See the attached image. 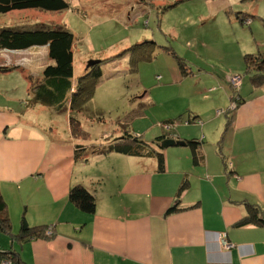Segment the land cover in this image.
Returning a JSON list of instances; mask_svg holds the SVG:
<instances>
[{"label":"crops","instance_id":"crops-1","mask_svg":"<svg viewBox=\"0 0 264 264\" xmlns=\"http://www.w3.org/2000/svg\"><path fill=\"white\" fill-rule=\"evenodd\" d=\"M228 5L229 0H221L217 9ZM175 49L185 58H202L198 46ZM43 82V76L34 81L29 96ZM221 86L227 95L229 88ZM239 90L242 101L236 107L218 101L208 110L187 109L171 130L161 127L152 140L140 134L164 154V170L156 156L101 154L89 148L87 137L64 140L53 137L55 131L48 132L46 124L45 130H34L33 121L25 126L22 114L29 110L18 113L0 107V193L10 218L8 192L24 180L32 182V194H45L44 201L52 207L42 210L41 219L30 220L24 211L18 230L12 226V232L18 234L25 220L31 227L52 226L53 235L11 240L10 249L24 264H264V227L238 224L249 213L247 204L264 210V85L245 98ZM28 106L38 117L37 127H42L39 113L51 108L32 98ZM110 134L100 139L102 149L123 140L122 136L108 141ZM165 134L185 142L200 140L203 160L195 164L187 144L162 148L152 142ZM58 152H67L68 157L53 167ZM184 181L187 186L181 189ZM75 185L95 195L94 213L80 210L68 199ZM172 206L178 210L167 213ZM221 235L231 248H224Z\"/></svg>","mask_w":264,"mask_h":264},{"label":"rangeland","instance_id":"rangeland-1","mask_svg":"<svg viewBox=\"0 0 264 264\" xmlns=\"http://www.w3.org/2000/svg\"><path fill=\"white\" fill-rule=\"evenodd\" d=\"M68 1L70 8L62 11L33 8L0 13V28L36 29L42 24L53 28L66 24L77 36L75 74L82 75L90 60L101 61L104 73L96 84L93 97V91L89 90L80 93L73 106H63L60 112L40 111L42 127H37L38 117L28 106L32 98L28 87L43 76L47 65L53 64L48 47L0 50V68L14 67L13 70L0 69V107L18 113L29 110L22 114L25 126L33 121L34 130H37L44 129L46 124L48 132L55 131L53 137L65 140L71 136L80 140L72 131L69 108L82 120L88 134L84 135L83 130L80 136L87 137V145L95 151L106 133H111L108 141L122 138L124 128L131 122L135 134L142 133L151 139L161 127L168 131L174 128V125L165 127L162 123L187 109L208 110L218 101L225 103V107L230 106L233 88L240 79L244 98L260 88L253 87L250 74L246 72L244 55L264 51V0H229L230 5L221 10V6L217 9L221 0ZM145 41H155L168 50L159 47L150 61L146 59L147 53L140 55L138 51L135 58H139V67L136 68V64L131 67L128 53L132 50L128 49ZM177 46L190 50L198 46L202 58L187 57L192 68L184 57L194 74H182L176 54H172ZM29 74L31 78L27 77ZM159 75L162 79L157 78ZM228 76L232 78L229 82ZM220 84L229 88L227 95L223 94L224 87ZM68 124L73 134L67 133ZM106 137L104 139H108ZM51 149L49 143L48 154ZM67 157V152H58L52 166ZM31 184L24 180L21 186L8 192L12 226L17 230L24 211L26 217L33 220L41 219L42 210L52 208L44 201L47 199L45 194L30 192ZM54 202L51 201L52 205ZM10 243V235L0 232V247L10 249ZM1 264H14V261L8 256Z\"/></svg>","mask_w":264,"mask_h":264},{"label":"trees","instance_id":"trees-1","mask_svg":"<svg viewBox=\"0 0 264 264\" xmlns=\"http://www.w3.org/2000/svg\"><path fill=\"white\" fill-rule=\"evenodd\" d=\"M70 6L71 5L68 0H0V13L33 8L46 11H62L69 9ZM241 21L244 22L243 19H241ZM76 42V34L68 28L66 24H58V26L53 28L50 26L46 27L45 24H42L36 29H17L15 27L0 28V50H26L33 46L48 47V55L53 61V64H49L44 68V82L40 84L35 91H33L32 101L46 105L51 108V110H56V112L62 111L63 106L66 107L68 105L69 107V104H72L73 106V103L76 102L78 95L82 92L92 90L93 92L91 96L93 97L95 95L94 90L96 84L104 74L101 67V61H98L89 67L86 66L84 74H75L74 46ZM159 47H163L168 50L167 47L159 46L155 41H145L132 46V48L128 49L132 50L131 54L128 53L131 57V67L135 66V64L136 68L139 67V64H137L139 58H135L136 52L140 51V55L147 53L148 55L145 54L147 57L146 59L150 61ZM172 54L175 53L172 52ZM174 56L176 57L184 76L194 74V72L190 70L187 62L188 60L192 68L190 58H186V60L179 54ZM192 56L196 57V55ZM244 63L246 65V72L250 74V80L253 87L263 86L264 51H259L258 53H246L244 55ZM12 68L14 67L10 66L0 69L10 70ZM157 78L162 79V76L159 75ZM233 91L234 93L231 95V103L234 107H236V104L241 103L242 98L240 96L239 89L233 88ZM81 108H79V110H81ZM76 111H78V109ZM71 112L72 111L70 110V123L72 131L74 135L79 136L83 132L80 119L77 117L76 113ZM180 118H182V116L179 115V117L166 120L162 124L172 127L181 120ZM122 136L123 140L118 139V141H115L113 144L105 147L104 149L97 146L98 150L101 154L116 151L128 155L156 156L159 163V169H165L164 154L154 150L151 142L141 138V135H134V133L129 130V126L124 128V134ZM167 138H170L168 134L161 135L156 137L152 142L160 146V143ZM186 144L192 149L193 162L195 164H199L203 160V157L201 156L202 142L198 139H190L186 141ZM186 186L187 181H184L181 185V189H184ZM68 199L84 212L94 213L96 210L97 199L95 195L83 185L73 186L69 191ZM247 206L249 213L247 217L241 220L238 224L244 225L252 223L264 227V210L254 204H247ZM176 210H178V208L176 206H172L167 210V213H172ZM49 226L50 225H37L31 227L25 220H23L20 232L18 234L13 233L7 202L0 193V232L10 235L11 240H20L22 242L35 237L48 238L46 230ZM4 251L6 250H3L2 247H0V264L1 260L8 256L13 259L14 264H24L17 252L11 249L6 252Z\"/></svg>","mask_w":264,"mask_h":264},{"label":"built area","instance_id":"built-area-1","mask_svg":"<svg viewBox=\"0 0 264 264\" xmlns=\"http://www.w3.org/2000/svg\"><path fill=\"white\" fill-rule=\"evenodd\" d=\"M249 23H251V22H249ZM235 76H238L239 78L240 77H242L241 75H238V74H236ZM231 77H229L228 79H230ZM232 79V78H231ZM241 82H242V79H240V82L237 84V86L236 87H234L235 89H240V85H241ZM234 84H235V82H234ZM221 112V110H219V113ZM165 127H167V125H165ZM171 127V126H170ZM46 235H47V237H51L52 235H53V227L52 226H49L48 228H47V230H46ZM221 237H222V235H221ZM226 236H223L222 238H221V242H222V244H223V246H224V248H231L233 245L227 240V238H225Z\"/></svg>","mask_w":264,"mask_h":264},{"label":"water","instance_id":"water-1","mask_svg":"<svg viewBox=\"0 0 264 264\" xmlns=\"http://www.w3.org/2000/svg\"><path fill=\"white\" fill-rule=\"evenodd\" d=\"M98 61H94V60H90L87 64V67L93 65L94 63H97ZM186 142L185 141H181V140H175L173 138H167L164 139L161 143V147L162 148H167L169 146H175V145H185Z\"/></svg>","mask_w":264,"mask_h":264}]
</instances>
